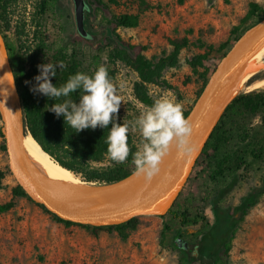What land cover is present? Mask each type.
<instances>
[{
    "label": "rangeland",
    "instance_id": "374dc122",
    "mask_svg": "<svg viewBox=\"0 0 264 264\" xmlns=\"http://www.w3.org/2000/svg\"><path fill=\"white\" fill-rule=\"evenodd\" d=\"M3 2L0 28L5 42L17 52L21 45L32 50L44 42L46 56L60 48L67 53L75 51L86 72L94 73L103 64L118 86L121 107L132 103L140 110L146 106L134 98L136 72L111 55L116 34L125 41L144 46L149 58L168 55L175 39L187 40L178 64L163 71L170 87L151 86L155 99L166 95L181 103L185 111L201 94L204 76L208 81L222 54L229 50L230 45L223 48L222 44L230 42L233 46L237 43L235 37L244 33V25L236 33L232 30L247 14L250 3H257L264 10V0H103V3L90 0L86 28L93 34L108 31L101 41H90L77 33L72 0ZM124 13L137 15L138 25L119 26L114 33L113 18ZM199 54L207 57L195 71L190 62ZM121 84L123 88L119 89ZM255 89H264V86ZM250 90L254 89L241 92ZM248 161V166L237 172L236 181L230 182L226 177L209 178L206 171L188 177L174 203L190 206L193 211L205 214L207 220L179 227L178 220L168 211L162 215L140 214L135 216V229L129 232L126 229L124 232L128 235L123 237L120 230L103 224H66L36 198L27 193L15 195L19 184L9 166L4 122L0 118V171L4 174L0 206L12 204L0 210V264H180L185 250L172 244L177 237L190 242L186 251L196 257L194 264H211L207 256L200 254L198 238L217 219L212 199L221 188L228 190L218 206L230 212L241 207L246 195L255 191L258 194L255 205L234 226L230 253L220 264H264V160L249 156ZM166 224L170 229L162 238Z\"/></svg>",
    "mask_w": 264,
    "mask_h": 264
},
{
    "label": "trees",
    "instance_id": "16d2710c",
    "mask_svg": "<svg viewBox=\"0 0 264 264\" xmlns=\"http://www.w3.org/2000/svg\"><path fill=\"white\" fill-rule=\"evenodd\" d=\"M91 1L103 3V0ZM2 6H4V2L0 0V10ZM263 18L264 10H261L257 3L251 2L249 11L242 18L240 24L233 28L232 33H236L241 25L245 26L243 31L245 32ZM136 25H138V16L124 13L114 16L112 30L115 33L119 26ZM106 33L108 31L104 29L99 34H95L94 41H101ZM240 36L237 35L234 41H237ZM186 44V39H175L172 41L173 49L168 55L149 58L144 53V46L125 41L120 35L116 34L115 48L111 55L136 72L137 79L133 85L134 98L140 104L148 107L155 101L151 86L170 87L163 71L167 67L178 64L181 50ZM6 45L18 86V103L21 108L24 132L30 133L42 149L54 160L72 170L85 181L110 184L131 175L135 171L132 154L137 151V145L141 142L139 131L129 133L128 143L131 153L126 163H115L109 157L106 140L112 123L122 124L125 120L131 121L139 116L140 109L129 103L126 107H120L118 115L114 114L113 122L107 127L98 126L95 129L88 128L76 132L66 124L63 116L57 117L55 113L50 111L51 105L56 102L59 103L61 100L56 101L33 91V87L37 83L34 77L39 74L38 65L49 62L61 65L60 68L57 67L56 69V76L52 77V82L57 87L66 83L68 78L77 72L89 75L94 73L86 72L82 68L75 51L67 53L65 49L60 48L55 49L52 54L46 56L45 48L47 46L44 42H40L32 50L21 45V50L18 52L13 45L7 43ZM227 46H229V49L232 47L230 42L222 44L221 47L225 48ZM24 47L25 50L22 51ZM226 52L222 54V57ZM206 57L207 54H199L191 60V66L195 71L199 65L203 64ZM203 79L202 88H204L207 81L205 76ZM71 98L78 103L80 91L72 93ZM192 105L184 111L185 117L191 110ZM256 118L259 119L258 122H254ZM2 145L5 149V144ZM249 156L255 160H264V89L240 92L231 99L208 135L190 175H198L206 171L209 178L226 177L230 178V182L232 180L236 181L235 179L239 178L237 172L248 166ZM3 176L4 174L0 171V187ZM227 190L228 188H221L212 199L213 204L216 206L217 219L215 223H210L209 229L198 238L200 254L207 256L212 261L211 264H220L222 259L229 255L232 246L230 234L234 226L257 201L258 193L256 191L252 192L243 198V204L240 208H236L235 212H230L228 208L218 206L220 198ZM15 195L27 194L20 185H17ZM11 205V203L2 205L0 210H6ZM167 213H171L173 218L178 220L179 227H189L207 220L205 214L195 212L190 206L178 204L177 202L169 208ZM236 213H240V216H237ZM54 216L66 224L72 223L56 215ZM134 221L135 217H132L126 221L104 227L116 228L120 230L123 237H126L129 231L135 229ZM169 229L170 226L166 224L162 238ZM125 230L128 232L125 233ZM172 244L177 246L175 241ZM195 261L196 257L184 251L180 264H194Z\"/></svg>",
    "mask_w": 264,
    "mask_h": 264
},
{
    "label": "bare ground",
    "instance_id": "6f19581e",
    "mask_svg": "<svg viewBox=\"0 0 264 264\" xmlns=\"http://www.w3.org/2000/svg\"><path fill=\"white\" fill-rule=\"evenodd\" d=\"M259 26L247 29L238 39V47H249L256 37ZM0 79L4 62L0 51ZM264 86V42L248 57L233 64L217 81L209 107L199 119L193 142L197 152L208 138L213 126L231 99L244 89ZM2 97L0 91V99ZM13 144L27 162L41 187L70 211L87 216L93 210L109 204L123 205L135 210L143 204L157 201L173 191L180 180V168L185 154L175 147L164 157L160 172L150 181L135 171L128 177L110 184H98L83 180L72 170L54 160L45 152L30 133H25L21 110L14 124ZM16 170L22 175V170ZM100 183V182H99ZM32 197L38 200L35 194ZM123 219L111 217L106 223Z\"/></svg>",
    "mask_w": 264,
    "mask_h": 264
},
{
    "label": "clouds",
    "instance_id": "9594fccd",
    "mask_svg": "<svg viewBox=\"0 0 264 264\" xmlns=\"http://www.w3.org/2000/svg\"><path fill=\"white\" fill-rule=\"evenodd\" d=\"M3 64H0L2 66ZM57 67L51 62L38 65L39 74L33 91L51 99L61 100L51 105L50 111L63 116L68 126L76 132L84 129L107 127L119 113L122 97L118 86L109 77L105 65L101 64L94 74L77 72L66 83L57 87L52 82ZM10 74V73H6ZM123 85H119L122 89ZM80 91L77 103L71 94ZM62 98V99H61ZM139 131L141 142L132 154L135 174L150 181L161 170L164 157L175 147L181 154H191L193 126L184 115L181 103L161 95L151 106L142 108L138 117L123 123H112L107 136V152L118 164L126 163L131 153L129 133Z\"/></svg>",
    "mask_w": 264,
    "mask_h": 264
},
{
    "label": "water",
    "instance_id": "95a60500",
    "mask_svg": "<svg viewBox=\"0 0 264 264\" xmlns=\"http://www.w3.org/2000/svg\"><path fill=\"white\" fill-rule=\"evenodd\" d=\"M76 29L77 33L90 41L95 40V34L90 32L86 28V15L91 10V5L88 0H72ZM254 26H259L254 42L249 47H238L237 43L234 44L226 54L221 58L212 72L210 78L208 79L206 85L204 86L201 94L196 99L191 110L187 114L188 118L193 126V131L199 122L201 116L205 113L211 99L213 97L214 89L217 81L220 77L235 63L251 55L263 42H264V18ZM252 26V27H254ZM238 41V40H237ZM0 51L2 54L4 62V73L0 79V91L2 97L0 99V114L4 122V136L6 143V151L9 158V166L11 172L15 176L18 184L24 189V191L32 197V193L38 197L37 202L42 204L49 212L58 216L63 220H68L80 224H89V225H109L117 223H106V219L111 217L122 218L123 221L131 219L140 214H165L169 208L174 203L178 194L185 185L190 173L193 170L194 164L198 155L200 154L201 149L197 152L196 148L191 154H185L184 162L180 168V180L176 188L166 194L163 198L143 204L135 210L130 208L118 205V204H109L102 206L93 210L87 216H82L76 214L64 205H62L58 200L52 197L47 193L41 185L37 182L36 177L34 176L31 167L27 160L15 151L13 144V132L14 124L19 113V103H18V86L14 74V70L11 64L9 57V52L3 34L0 30ZM6 73H10L7 74ZM192 142H193V132H192ZM194 144V142H193ZM204 145V144H203ZM19 167L22 170V175H19L16 167ZM33 198V197H32ZM34 199V198H33ZM120 223V222H118ZM176 244L181 249L188 248V241L177 237L175 239Z\"/></svg>",
    "mask_w": 264,
    "mask_h": 264
},
{
    "label": "flooded vegetation",
    "instance_id": "af4514ba",
    "mask_svg": "<svg viewBox=\"0 0 264 264\" xmlns=\"http://www.w3.org/2000/svg\"><path fill=\"white\" fill-rule=\"evenodd\" d=\"M190 246H191V244H190V242L188 241V248L187 249H183V250H188L189 248H190Z\"/></svg>",
    "mask_w": 264,
    "mask_h": 264
}]
</instances>
